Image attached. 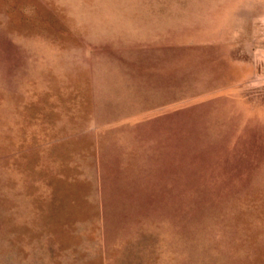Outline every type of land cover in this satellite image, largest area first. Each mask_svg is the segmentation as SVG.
Here are the masks:
<instances>
[{"label": "rangeland", "instance_id": "obj_1", "mask_svg": "<svg viewBox=\"0 0 264 264\" xmlns=\"http://www.w3.org/2000/svg\"><path fill=\"white\" fill-rule=\"evenodd\" d=\"M0 264H264V0H0Z\"/></svg>", "mask_w": 264, "mask_h": 264}]
</instances>
